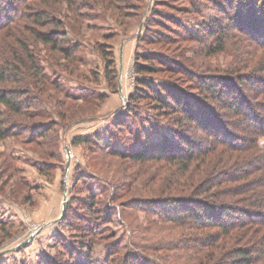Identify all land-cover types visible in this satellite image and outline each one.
<instances>
[{"label": "rangeland", "instance_id": "1", "mask_svg": "<svg viewBox=\"0 0 264 264\" xmlns=\"http://www.w3.org/2000/svg\"><path fill=\"white\" fill-rule=\"evenodd\" d=\"M198 5L202 13L196 16L181 10L182 0H116L109 8L93 6V13L82 10L78 14L83 15L82 22L78 24L76 20L81 18H75V14L65 9L64 16L60 15V18L71 25L66 26L65 33L75 52L73 48L72 54L65 58L61 52L48 50L43 44H38L37 50L32 48L56 86H49L47 91L38 93L41 101L35 103L42 118H34V115H28L29 112H24L25 115L12 119L19 126L18 133L0 139V264L83 262L81 254L87 250L79 246L86 238L81 237L78 226L84 227L90 222L103 225L104 237H114L110 240L97 238L95 261L103 262L106 243L115 241L122 252L142 251L158 260L165 253L171 258L167 264H194V261L180 259L193 258L192 255L170 250L178 244L177 230L163 221L158 223L160 218L153 216L157 202L171 199V192L165 187L173 179L175 171L164 170L150 160L136 162L122 153L142 148L141 143L135 140L141 131L140 125L152 144H159L167 138L176 147L182 146L185 139L188 142L199 138L194 134L196 124L178 119L174 121V115L157 122L154 119L142 120L153 111L150 110V100L133 102L130 99L137 92V79L140 78L134 70L136 63L140 62L137 59L139 55L157 53L179 63L182 59L194 61L196 69L190 76L193 80L188 76V83L181 85L182 93L188 92L196 100L205 95L211 104L216 91V96H220L226 105L230 97L220 94V86L215 89L213 86L218 78L230 76L227 74L231 73L238 58L247 61L254 56H247L249 49L239 50L236 31H232L233 35L228 38L227 50L211 57L200 53L204 46L201 42L184 41L162 52L159 46L140 42V38L148 34V29L149 34L157 29L152 11H156V15L170 16L173 22L192 33H198L205 22L221 19L215 11L201 3ZM235 10L226 9L228 21L225 23L230 28L235 26L231 19ZM177 47L181 48L180 52ZM104 50L113 55L118 76L115 84H110L106 78V63L101 55ZM252 60L256 61V58ZM255 63L254 67H257L258 61ZM256 71L258 76H262L260 71ZM151 78L157 84L170 79L166 73ZM210 81L216 82L209 90L207 85ZM232 81L236 83L234 78ZM251 82L248 80L246 83L249 85ZM201 83L209 93L202 90ZM16 87L23 86L10 84V89ZM250 87L241 88L250 97L255 95V89L262 88L257 85ZM230 91L234 93L237 90ZM98 94H103L104 98ZM220 108L214 104V109L221 112ZM242 108L246 110L244 106ZM221 114L224 119L230 116L228 111ZM232 120L229 119L231 127L234 125ZM31 125L36 130L39 128L37 133L24 130ZM183 131L185 136L181 135L180 140L174 136V132ZM77 139L84 142L74 144ZM145 139L146 136L141 140ZM222 177L216 175L214 178L221 181ZM220 187L217 192L225 197L227 192ZM174 197L179 198L178 195ZM187 197L180 198H200ZM86 202L88 205L94 203L95 218L88 215ZM66 209H69L68 217L63 222L61 217ZM79 217H88L89 222L83 223ZM107 220L110 222L105 224ZM71 247L76 251L74 256H71ZM149 247L152 250L147 252ZM159 248L161 252H155Z\"/></svg>", "mask_w": 264, "mask_h": 264}, {"label": "trees", "instance_id": "2", "mask_svg": "<svg viewBox=\"0 0 264 264\" xmlns=\"http://www.w3.org/2000/svg\"><path fill=\"white\" fill-rule=\"evenodd\" d=\"M115 2L116 0H0L1 140L18 133L19 126L12 120L16 116L19 118L25 115L24 112H29L28 115H34V118L41 117V111L35 103L41 101L38 93L47 91L49 86H56L32 48L37 50V45L43 44L48 50L59 51L67 58L72 54L74 47L65 33L66 26L71 25L60 18V15L64 16L65 9L75 14V18H83V15H78L82 10L87 9L93 13V6L102 5L109 8L114 6ZM182 2L181 10L188 14H201L198 5L201 3L215 11L221 19L205 22L198 33H192L179 23L173 22L170 16L156 15V11H152L155 16L153 23L157 29L152 34H149L148 29V34L141 37L140 42L159 46L161 52L168 51L171 45L182 44L184 41L201 42L204 46L200 53L204 57H211L227 50L228 38L233 35L232 31H236L239 34L235 35L239 50L243 52L249 49L247 56H254L246 61L238 55L240 58L235 62L234 69L231 68V73L227 74L230 76L218 78V82L213 86L214 89L220 86V94L230 97V102L226 105L220 96H216L215 91V99L211 105L205 95H201L197 101L195 97L189 96L188 92L185 95L182 93L181 85L188 83L191 72L196 69L194 61L182 59L179 63L172 61L165 54L157 53L139 55L137 59H140V62L136 63L134 70L140 78L137 79V92L131 95L130 99L133 102L150 100V110L153 111L142 120L147 122L154 119L157 122L161 118H171L170 116L174 115V121L178 119L180 122L196 124L193 127L196 130L194 134L199 138L192 141L189 139L188 142L185 139L182 146L176 147L169 143L167 138L159 144H152L148 142L149 136L146 135L144 127L140 125L141 131L135 140L141 143L142 148L129 152L127 150V153L122 154L136 162L150 160L157 162L160 165L158 167L164 170L175 171L173 179H170L165 187L171 192H168L171 199L157 202L153 207V216L160 218L158 223L163 221L177 230L178 244H174L170 250L183 252L187 256L192 255L194 258L181 257V260L194 261V264H264V0ZM226 9H236V13L231 17L233 24L235 23L233 28L225 23L228 21L225 16ZM82 18L78 21L75 19L76 24L82 22ZM176 50L180 52L181 48L177 47ZM182 51L184 52V48ZM101 55L106 63V78L110 84H115L118 76L113 55L105 50ZM253 58L260 63L256 68ZM256 70L260 71L262 76H258ZM162 73L169 74L170 79L166 78L164 83L157 84L151 77ZM185 73H188L187 76ZM175 75L178 77H174ZM190 78L193 80V77ZM233 78L236 83L232 81ZM248 80L252 81V84L248 85ZM214 82L216 81H210L207 85L209 90ZM11 83H18L23 87L10 89ZM250 85L262 88L255 89V95L250 97L241 89ZM204 87L201 83L202 90L209 93ZM230 90L237 91L231 93ZM98 96L104 98L103 94ZM214 104L221 106V112L214 109ZM243 106L246 110H243ZM224 111L230 114L228 118L224 119L222 116ZM230 118L234 121L232 127L229 126ZM36 129L31 125L24 130L35 134L39 128ZM182 133L184 131L174 132V136L177 139L181 138V135L184 137ZM144 136L145 141L141 140ZM189 138H193L192 135H189ZM77 142L84 141L77 139L74 144ZM186 144L187 147L184 148ZM216 175H223L222 180L216 181ZM219 186L227 192L225 197L217 192ZM176 195L179 198L174 197ZM187 196L200 198H180H188ZM93 206L94 203H85L91 218L96 217V209ZM68 212L69 209H66L61 217L63 222L67 221ZM78 219L83 223L89 222L88 217ZM109 222L110 220H107L105 224ZM90 223L84 227L78 226L81 237L86 238L81 241L82 245L79 247H86L87 250L85 254H81L84 261L78 264H167L171 259L165 253L161 254L158 260L142 251L122 252L120 245L113 241L106 243L104 247L106 256L103 262L95 261L93 257L98 246L97 238L110 240L114 237H104L106 231H102L103 225ZM149 249L152 250V247L146 251L149 252ZM161 250L155 249V252L160 253ZM70 253L74 256L76 251L71 247Z\"/></svg>", "mask_w": 264, "mask_h": 264}]
</instances>
